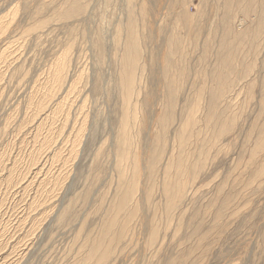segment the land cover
I'll return each mask as SVG.
<instances>
[{"label": "rangeland", "instance_id": "rangeland-1", "mask_svg": "<svg viewBox=\"0 0 264 264\" xmlns=\"http://www.w3.org/2000/svg\"><path fill=\"white\" fill-rule=\"evenodd\" d=\"M258 1L0 0V264H264Z\"/></svg>", "mask_w": 264, "mask_h": 264}, {"label": "bare ground", "instance_id": "bare-ground-1", "mask_svg": "<svg viewBox=\"0 0 264 264\" xmlns=\"http://www.w3.org/2000/svg\"><path fill=\"white\" fill-rule=\"evenodd\" d=\"M260 1H262L261 3H263V6H264V0H260ZM260 1H258V3H260ZM247 2V1H246ZM251 2H252V0H251ZM233 0H230V2H229V5H228V8H229V6L230 7H232L233 6ZM257 4V2H256V0H254V6ZM263 6H261L262 7V9H264L263 8ZM182 7V6H181ZM231 9V8H230ZM228 10V9H227ZM230 13H231V11H230ZM262 14H264V12H262ZM262 14H261V16H262ZM262 18H264V17H261V19ZM179 22H181L182 23V27L184 26L185 28H186V30H188V31H191L192 30V27H193V25H194V16H191V15H189L184 9H181L180 10V16H179ZM261 22V21H260ZM258 30V29H257ZM252 35V34H251ZM131 36H133V33L131 34ZM242 36V35H241ZM241 36H240V38H241ZM240 38H239V40L238 41H241L240 40ZM251 38V37H250ZM176 39V38H175ZM131 42V41H130ZM178 42V41H177ZM132 43V42H131ZM227 49V48H226ZM133 52V53H132ZM132 52H130L129 54H126L125 55V57H124V64H125V67H126V69H127V71H128V73L130 72V71H132L133 70V68L135 67V62H136V59H137V53H139V52H137V47L136 46H134L133 47V45H132ZM226 52H227V50H226ZM229 52V55L230 54H232V52L231 51H228ZM181 54V53H180ZM222 55V54H221ZM224 55V54H223ZM226 56H227V53H226ZM226 59H229V58H226ZM166 60L167 61H165L166 63H165V65H164V67H163V69L164 70H167V64H169L168 65V67L170 66V63L172 62V61H170L171 60V58L170 57H166ZM220 61V60H219ZM226 61V60H225ZM224 62V61H223ZM172 64V63H171ZM231 64H233V63H231ZM224 67V66H223ZM222 68V67H221ZM169 69V68H168ZM223 69V68H222ZM218 70V69H217ZM172 71V70H171ZM169 72V71H168ZM215 73H218L217 71L215 72ZM226 74V73H225ZM168 76V75H167ZM166 76V77H167ZM215 76V75H214ZM220 77V76H219ZM221 79L220 80H222V79H225V77H224V75L223 76H221L220 77ZM164 79V78H163ZM169 80V79H168ZM175 80V79H174ZM214 80V79H213ZM219 80V82H220V88H223L222 86H225V83L224 82H222V81H220ZM216 81V80H215ZM168 83V82H167ZM166 83V84H167ZM175 84H173L172 82H170L169 84H168V88H169V95H173V96H176V90H173L174 88H173V86H174ZM167 86V85H166ZM178 87V86H177ZM173 88V89H172ZM225 89V88H224ZM219 90V89H218ZM166 92V91H165ZM217 92V91H216ZM220 92H221V94L223 93V90L222 89H220ZM175 94V95H174ZM214 97H215V95H214ZM217 97V96H216ZM172 100V99H171ZM171 100H170V102H171ZM173 101V100H172ZM213 101V99L211 100V102ZM173 103V102H172ZM171 103V104H172ZM212 103H215L216 104V102H212ZM172 108V107H171ZM170 108V109H171ZM213 110V109H212ZM211 110V111H212ZM171 112V111H170ZM216 112H217V110H216ZM193 114V113H192ZM210 114V113H209ZM211 114H212V112H211ZM215 115V113H213L212 114V117ZM171 116V113L169 114V116H167V118H169ZM192 117V116H191ZM195 117V116H194ZM193 118V117H192ZM192 118H190L189 117V121H188V123H186V130L184 131V133L183 134H185V133H187L189 130V126H191L192 125V122H193V119ZM214 118V117H213ZM212 118V119H213ZM214 120V119H213ZM224 120V119H223ZM166 122V121H165ZM168 122V121H167ZM264 132V131H263ZM179 136V135H178Z\"/></svg>", "mask_w": 264, "mask_h": 264}]
</instances>
